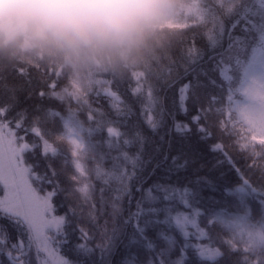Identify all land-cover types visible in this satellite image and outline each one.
<instances>
[{
  "label": "snow or ice",
  "instance_id": "obj_1",
  "mask_svg": "<svg viewBox=\"0 0 264 264\" xmlns=\"http://www.w3.org/2000/svg\"><path fill=\"white\" fill-rule=\"evenodd\" d=\"M177 137L240 182L199 175L206 165L183 153L157 160ZM192 165L194 179L173 182ZM117 252L116 264H189V252L264 264V0H202L182 46L127 76L0 73V264H113Z\"/></svg>",
  "mask_w": 264,
  "mask_h": 264
},
{
  "label": "clouds",
  "instance_id": "obj_2",
  "mask_svg": "<svg viewBox=\"0 0 264 264\" xmlns=\"http://www.w3.org/2000/svg\"><path fill=\"white\" fill-rule=\"evenodd\" d=\"M153 0H0V42L46 47L70 62L124 59L154 15Z\"/></svg>",
  "mask_w": 264,
  "mask_h": 264
},
{
  "label": "trees",
  "instance_id": "obj_3",
  "mask_svg": "<svg viewBox=\"0 0 264 264\" xmlns=\"http://www.w3.org/2000/svg\"><path fill=\"white\" fill-rule=\"evenodd\" d=\"M173 9L175 20L171 23H159L150 20L147 27L139 37V39L131 46L126 53L124 59L119 62L108 64L105 66H93L90 64L70 62L64 59L58 52L48 49L46 47H27L22 46L20 42L5 38L0 42V73L10 71L13 68L23 67L28 69L30 67H49L55 69H62L65 71H81L90 74L106 75L112 74L117 76H127L133 71H137L147 67L154 61H158L163 57L173 54L182 43L188 38L190 26L196 22V17L199 14L202 0H167ZM18 84H23L22 78H17ZM175 87H179L177 84ZM175 89L169 90L166 94V105H171V99L174 96ZM35 100H25L24 94H21L22 106L27 107L31 103H36ZM105 105L104 101H100ZM106 106V105H105ZM177 119L186 120L188 117L177 115ZM158 142V139H157ZM167 145H165L157 160L167 152ZM169 156L180 153L186 154L188 157H195L198 163H204L206 167L199 173V175L209 176L210 179L217 180L221 172L226 173L224 181L229 185H235L240 182L237 174L230 170L225 164L219 169L209 172L211 163L215 162L213 154L209 153L203 144H197L195 139L191 142H185L178 137L172 139V146ZM170 162V161H169ZM238 166H241L238 164ZM196 165L189 167L187 172H181L172 177L173 182L184 184L188 179H194L193 168ZM150 170V169H149ZM147 171L144 176H147ZM163 176L162 170H157L155 175L147 180L148 184L160 179ZM135 183V181H134ZM138 195V194H136ZM66 254L73 259L76 256L73 252L67 251ZM82 259V258H81ZM120 259V253L113 257V264H116ZM189 264H199L195 255L191 252L188 254ZM220 264H224L221 260Z\"/></svg>",
  "mask_w": 264,
  "mask_h": 264
},
{
  "label": "rangeland",
  "instance_id": "obj_4",
  "mask_svg": "<svg viewBox=\"0 0 264 264\" xmlns=\"http://www.w3.org/2000/svg\"><path fill=\"white\" fill-rule=\"evenodd\" d=\"M151 7L154 9L153 17L160 21H169L173 15L170 4L166 0H153ZM0 259L4 258L0 257Z\"/></svg>",
  "mask_w": 264,
  "mask_h": 264
},
{
  "label": "bare ground",
  "instance_id": "obj_5",
  "mask_svg": "<svg viewBox=\"0 0 264 264\" xmlns=\"http://www.w3.org/2000/svg\"><path fill=\"white\" fill-rule=\"evenodd\" d=\"M166 151H167V152H170V150L168 149V147H166Z\"/></svg>",
  "mask_w": 264,
  "mask_h": 264
}]
</instances>
